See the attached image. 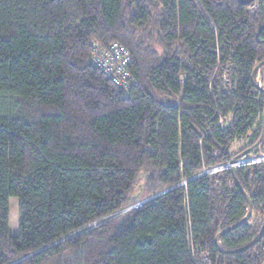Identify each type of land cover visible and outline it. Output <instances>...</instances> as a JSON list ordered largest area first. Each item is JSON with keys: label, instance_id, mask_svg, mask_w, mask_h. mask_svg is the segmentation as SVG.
<instances>
[{"label": "trees", "instance_id": "trees-1", "mask_svg": "<svg viewBox=\"0 0 264 264\" xmlns=\"http://www.w3.org/2000/svg\"><path fill=\"white\" fill-rule=\"evenodd\" d=\"M114 43L123 86L93 60ZM262 61L264 0H0V264H263L264 233L214 245L248 203L200 175L259 138ZM237 179L222 250L264 222V167Z\"/></svg>", "mask_w": 264, "mask_h": 264}, {"label": "built area", "instance_id": "built-area-1", "mask_svg": "<svg viewBox=\"0 0 264 264\" xmlns=\"http://www.w3.org/2000/svg\"><path fill=\"white\" fill-rule=\"evenodd\" d=\"M96 53V50H95ZM93 57L94 63L111 78L118 86H123L127 80L128 74L125 71L129 56L125 50L116 43L109 46L106 53H98ZM264 167V140L257 147L256 151H251L239 158H230L229 160L205 167L201 170V176H215L223 172L232 170H246L251 167Z\"/></svg>", "mask_w": 264, "mask_h": 264}, {"label": "water", "instance_id": "water-1", "mask_svg": "<svg viewBox=\"0 0 264 264\" xmlns=\"http://www.w3.org/2000/svg\"><path fill=\"white\" fill-rule=\"evenodd\" d=\"M249 1H246V3H248ZM264 65V61L258 63L254 69L252 70L251 72V80L254 82V76L256 74V72L259 70L260 67H262ZM258 88L261 90L263 96H264V89L261 88L260 86H258ZM264 140V110H263V113H262V120H261V132H260V135H259V138L257 139V141L251 145L250 147H248L247 149H245L244 151H242L240 154L236 155L234 158H239L243 155H246L247 153L253 151L254 149H256L260 144L261 142ZM231 174H232V177H233V180L234 182L236 183L239 191L242 193V195L244 196V198L246 199L247 203H248V211L246 213V215L236 224H234L233 226L223 230L222 232L218 233L214 239V245L219 249V251L221 253H225V254H233V253H238V252H242V251H245L246 249L248 248H251L253 247L260 239V237L262 236V234L264 233V222L260 228V231L258 233V235L256 236V238H254L249 244L243 246L242 248H238V249H234V250H222L220 247H219V240L221 238L222 235L226 234V233H229L231 232L233 229L241 226L242 224H244L248 218L250 217L251 215V212H252V203H251V200L248 196V194L246 193V191L240 186L239 182H238V179H237V171L236 170H232L231 171ZM134 200H137V199H134ZM149 201L148 199L147 200H144V201H141L139 203H137L136 205H134L133 207L131 208H135V207H138L142 204H144L145 202ZM130 208V209H131ZM44 250V248L42 249ZM40 251V250H39ZM37 251V252H39ZM37 252H34L32 254H35ZM23 260V259H21ZM264 264V263H263Z\"/></svg>", "mask_w": 264, "mask_h": 264}, {"label": "rangeland", "instance_id": "rangeland-1", "mask_svg": "<svg viewBox=\"0 0 264 264\" xmlns=\"http://www.w3.org/2000/svg\"><path fill=\"white\" fill-rule=\"evenodd\" d=\"M246 143L244 142V145ZM186 183H187V181L183 182V184H186ZM137 194L138 195L134 199L143 200V199L140 198V196H141L140 192H138ZM159 194H155L153 197H151V198L149 197V198H146L144 200H147V199L150 200V199H152L154 197L159 196ZM134 205H136V204H134ZM133 206H131V207H133ZM8 208H9V213H8V233H9L10 236H16V235L19 234V217H18V207H17V199L16 198H10L9 199ZM130 208H128V209L130 210ZM127 210H124V211H127Z\"/></svg>", "mask_w": 264, "mask_h": 264}, {"label": "crops", "instance_id": "crops-1", "mask_svg": "<svg viewBox=\"0 0 264 264\" xmlns=\"http://www.w3.org/2000/svg\"><path fill=\"white\" fill-rule=\"evenodd\" d=\"M257 83L260 85L261 84V78H260V76L258 75V77H257ZM235 149V148H234Z\"/></svg>", "mask_w": 264, "mask_h": 264}, {"label": "bare ground", "instance_id": "bare-ground-1", "mask_svg": "<svg viewBox=\"0 0 264 264\" xmlns=\"http://www.w3.org/2000/svg\"><path fill=\"white\" fill-rule=\"evenodd\" d=\"M263 66H264V65H263ZM260 68H261V67H260ZM260 68H259V69H260ZM257 72H258V71H257ZM257 72H256V73H257ZM115 85H116V84H115ZM257 85H258V84H257ZM261 88H262V87H261Z\"/></svg>", "mask_w": 264, "mask_h": 264}]
</instances>
